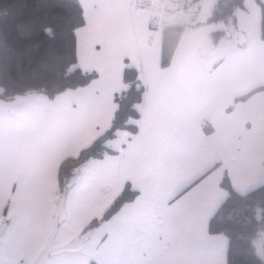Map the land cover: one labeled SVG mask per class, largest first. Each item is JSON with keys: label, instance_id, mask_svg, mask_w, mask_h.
<instances>
[{"label": "crops", "instance_id": "obj_1", "mask_svg": "<svg viewBox=\"0 0 264 264\" xmlns=\"http://www.w3.org/2000/svg\"><path fill=\"white\" fill-rule=\"evenodd\" d=\"M78 1L84 23L75 31V49L82 71L103 69L116 95L124 88L126 67L138 71L142 87L149 73L158 77L178 104L211 180L226 176L232 189L233 182L246 185L235 191L239 194L264 185V89L254 90L264 86L260 20L256 35L245 33V49L221 43V34L211 35L206 26L183 31L169 62L162 65L163 30L150 29V13L136 0ZM202 31L208 33L203 44L180 46L181 39ZM226 35L231 38L230 32ZM205 46L212 59L202 65L194 54ZM90 73L95 76L89 83L70 89L78 91L66 90L53 98L37 92L0 98V207L5 204L0 254L18 264H97L95 253L107 239L99 237L100 223L86 229L97 215L85 190L84 172L98 158L85 162L66 193H58L59 165L86 148L92 123L106 124L114 108L101 101L82 111L76 103L96 80V72ZM70 117L76 121L71 132ZM21 211L22 224L16 219ZM219 238L224 246L220 255L226 259L227 239L222 234Z\"/></svg>", "mask_w": 264, "mask_h": 264}, {"label": "snow or ice", "instance_id": "obj_2", "mask_svg": "<svg viewBox=\"0 0 264 264\" xmlns=\"http://www.w3.org/2000/svg\"><path fill=\"white\" fill-rule=\"evenodd\" d=\"M83 71H95L96 80L77 99L81 110L101 101L114 105L107 123L93 122L85 140V147H92L112 134L101 144V156L84 172L85 190L100 220L99 237H107L95 253L97 264H227L220 255L223 242L212 225L229 196L222 190V179L211 180L166 87L149 73L143 96L132 105L135 115L116 128L119 104L112 78L96 66ZM75 123L70 117L67 131ZM2 167L0 157V171ZM244 186L233 182V191ZM125 193L129 198L124 199ZM16 219L22 224V211ZM3 235L0 231V242Z\"/></svg>", "mask_w": 264, "mask_h": 264}, {"label": "trees", "instance_id": "obj_3", "mask_svg": "<svg viewBox=\"0 0 264 264\" xmlns=\"http://www.w3.org/2000/svg\"><path fill=\"white\" fill-rule=\"evenodd\" d=\"M259 3L263 11L260 20L263 38L264 3ZM242 4L243 0H217L205 21L225 22ZM83 23L78 0H0V98L10 100L35 92L53 98L89 83L95 73L82 71L76 60L75 31ZM183 31L184 28L163 29L162 65L169 62ZM122 81L124 88L116 95L119 104L113 120L116 128H123L126 119L135 115L132 105L140 101L144 91L134 67L124 69ZM259 89L264 86L254 90ZM111 138L109 133L92 147L61 162L58 193H66L75 173L86 161L99 158L103 152L101 144ZM222 180L229 199L219 207L212 230L227 239V264H264V258L258 255L255 246L256 238L264 229V185L239 194L233 191L226 176ZM129 196L125 193L124 199ZM99 223L96 218L86 229Z\"/></svg>", "mask_w": 264, "mask_h": 264}, {"label": "rangeland", "instance_id": "obj_4", "mask_svg": "<svg viewBox=\"0 0 264 264\" xmlns=\"http://www.w3.org/2000/svg\"><path fill=\"white\" fill-rule=\"evenodd\" d=\"M211 1L212 0H204L205 7H204L202 19H201L200 23H198V25L189 27L188 28L190 30L189 32L190 33L193 32L192 29L196 26L197 27L198 26H206V30L210 31L209 33L214 32L216 34H219V33L221 34V40H222L221 43L223 41H225L228 44L231 43L232 46L234 47V49L248 48L247 44L239 45L237 43L238 35H239V33H242L246 36L245 33H247L248 36L251 37V35H253V34L256 35L258 33V21L261 20V17L263 14L262 7H261L259 2L264 3V0H243L242 6L237 7L233 12V16L230 17L227 21H225V22L217 21V22L206 23L205 19H206V17H208L211 14V10H212L209 7L211 4ZM203 32L204 31H202L200 33L196 32V33H193L190 35L187 34L188 36L181 39V41H180L181 45L180 46L185 47V46H187V43H190V42L203 44L204 39H206V37L204 35L206 34L208 36V33H203ZM206 32H208V31H206ZM226 32L231 33L230 39L225 38V36H227ZM181 34H180V36H181ZM213 34L211 33V35H213ZM222 51L223 50H221L220 55H223ZM226 52H227V54H230L231 51L227 49ZM194 56L196 57V59H200L199 61L202 65H203V61L212 59V56L209 54L208 48L206 46L201 47L194 54ZM206 63L207 62H205L204 64H206ZM1 190H3V189L0 186V191ZM0 197H2L1 192H0ZM4 205L5 204L3 203V207H4ZM3 207L2 206L0 207V229L2 227L1 220H2V217H4L3 216V211H4ZM263 245H264V229H262L260 231L258 237L255 240L256 251H257L258 255L261 256L262 258H264ZM40 257H41V255H40ZM36 259L38 260V257ZM0 264H18V263H16L15 261H12L11 259L0 254ZM33 264H37V262H34Z\"/></svg>", "mask_w": 264, "mask_h": 264}, {"label": "built area", "instance_id": "obj_5", "mask_svg": "<svg viewBox=\"0 0 264 264\" xmlns=\"http://www.w3.org/2000/svg\"><path fill=\"white\" fill-rule=\"evenodd\" d=\"M217 0H212L210 8ZM139 7L150 13L152 30L189 28L200 23L204 0H136Z\"/></svg>", "mask_w": 264, "mask_h": 264}, {"label": "water", "instance_id": "obj_6", "mask_svg": "<svg viewBox=\"0 0 264 264\" xmlns=\"http://www.w3.org/2000/svg\"><path fill=\"white\" fill-rule=\"evenodd\" d=\"M187 30H188V28H184V31H187ZM245 39H246L245 35L242 33H239L238 39H237L238 44H243Z\"/></svg>", "mask_w": 264, "mask_h": 264}]
</instances>
